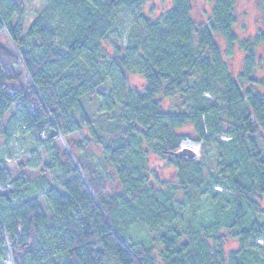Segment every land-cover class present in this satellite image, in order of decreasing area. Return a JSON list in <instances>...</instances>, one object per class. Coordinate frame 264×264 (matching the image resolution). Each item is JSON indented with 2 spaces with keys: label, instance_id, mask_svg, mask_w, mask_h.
<instances>
[{
  "label": "trees",
  "instance_id": "1",
  "mask_svg": "<svg viewBox=\"0 0 264 264\" xmlns=\"http://www.w3.org/2000/svg\"><path fill=\"white\" fill-rule=\"evenodd\" d=\"M44 1L25 27L26 0H0V151L30 154L14 179L0 160V264L6 241L13 264H264V0L242 40L237 0L201 22L193 0ZM184 139L197 158L174 155Z\"/></svg>",
  "mask_w": 264,
  "mask_h": 264
},
{
  "label": "rangeland",
  "instance_id": "2",
  "mask_svg": "<svg viewBox=\"0 0 264 264\" xmlns=\"http://www.w3.org/2000/svg\"><path fill=\"white\" fill-rule=\"evenodd\" d=\"M194 9H195V18L198 22H201L204 19L203 11L206 13L209 11L211 6L210 0H193ZM46 5L44 0H26L25 3V27L30 24V22L36 17V15L44 8ZM167 7L166 3L161 2L160 0H152L151 2L144 5L141 9V12L149 15L150 17L156 16L164 8ZM150 12V13H149ZM261 7L258 0H237L235 4V15L236 22L233 25V31L237 35L239 40L252 38L255 36L263 26L260 22ZM130 24V17L128 14H120L117 19V30H119V37L117 38L118 43H123L126 41L128 26ZM216 41L221 45L223 50L225 49V43L223 38L215 33L214 34ZM0 44L9 45L8 38L5 32L0 34ZM256 56L259 57L262 64H264V47H258L256 49ZM243 58L244 53L242 50L235 48L231 55L226 57L229 69L234 77H237L238 74L242 71L243 68ZM129 84L138 90H141L143 86V79L140 75L129 74L128 76ZM167 106V103H165ZM44 136V133L42 134ZM199 142H196L198 144ZM184 147V146H183ZM9 152L0 151V160H4L7 171L9 172L12 179L18 176L17 166L19 163L28 161L30 154L22 153L23 149L18 146L11 145ZM188 148V147H187ZM56 149L58 151L68 150L64 139L61 137L56 142ZM200 146L194 150L195 158L199 156ZM37 169L26 168L24 172L36 175ZM259 209L263 213L258 217V220L264 219V196H261L257 199ZM208 207V202L203 201L202 212L208 215L206 209ZM8 242L6 241V244ZM224 249L226 252H229L236 247V242L234 240H226L224 243ZM4 264H11V259L7 257L3 261Z\"/></svg>",
  "mask_w": 264,
  "mask_h": 264
},
{
  "label": "built area",
  "instance_id": "3",
  "mask_svg": "<svg viewBox=\"0 0 264 264\" xmlns=\"http://www.w3.org/2000/svg\"><path fill=\"white\" fill-rule=\"evenodd\" d=\"M221 138L226 139L225 136H221ZM186 143H189L191 145L192 144H196V142H192L189 139H184V140L181 141L180 148H182L184 146V147L191 148L193 151L195 150V149H193V147L191 145H188V146L185 145ZM196 145H198V147H199L200 146V143H198ZM256 242L259 243V244H264V240L263 239H256ZM5 247H6L5 249H6L7 255H6V257L4 259H6L7 257H9L11 259V264H13L12 256H11V252H10V244L9 243L5 244ZM4 259L2 260L1 264H4L3 263Z\"/></svg>",
  "mask_w": 264,
  "mask_h": 264
},
{
  "label": "water",
  "instance_id": "4",
  "mask_svg": "<svg viewBox=\"0 0 264 264\" xmlns=\"http://www.w3.org/2000/svg\"><path fill=\"white\" fill-rule=\"evenodd\" d=\"M176 157H187L190 159H194L195 158V153L191 148H187V147H182L180 148L178 151L175 152L174 154Z\"/></svg>",
  "mask_w": 264,
  "mask_h": 264
},
{
  "label": "bare ground",
  "instance_id": "5",
  "mask_svg": "<svg viewBox=\"0 0 264 264\" xmlns=\"http://www.w3.org/2000/svg\"><path fill=\"white\" fill-rule=\"evenodd\" d=\"M185 145H187V146H188V145H191V144H189V143H186ZM191 146L193 147V149H197V148H198V145H196V144H192Z\"/></svg>",
  "mask_w": 264,
  "mask_h": 264
}]
</instances>
